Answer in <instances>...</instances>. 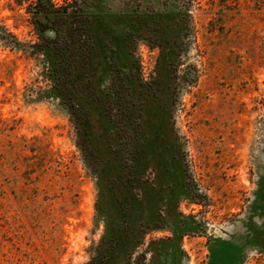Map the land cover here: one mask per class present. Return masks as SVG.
<instances>
[{
	"label": "rangeland",
	"instance_id": "rangeland-1",
	"mask_svg": "<svg viewBox=\"0 0 264 264\" xmlns=\"http://www.w3.org/2000/svg\"><path fill=\"white\" fill-rule=\"evenodd\" d=\"M35 1L0 0V264H264V0H53L67 96Z\"/></svg>",
	"mask_w": 264,
	"mask_h": 264
},
{
	"label": "trees",
	"instance_id": "trees-1",
	"mask_svg": "<svg viewBox=\"0 0 264 264\" xmlns=\"http://www.w3.org/2000/svg\"><path fill=\"white\" fill-rule=\"evenodd\" d=\"M31 7L34 9L32 19L40 41L29 43L26 48L32 54L44 55L48 64V76L53 81L52 86L67 96L70 94L72 83L79 77L75 36L64 33L69 19L66 14L61 12H67V9L64 5H58L53 0H36ZM43 12L45 15L39 16ZM47 28L56 29L57 36L52 38L46 35L44 31ZM0 39L4 40L7 45L23 48V42L6 26H0ZM69 104L73 108L80 107V103L74 100L69 101Z\"/></svg>",
	"mask_w": 264,
	"mask_h": 264
}]
</instances>
